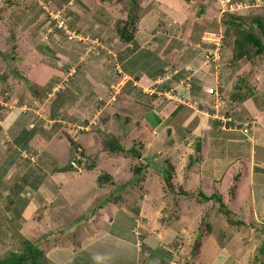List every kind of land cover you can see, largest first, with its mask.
Wrapping results in <instances>:
<instances>
[{
  "label": "rangeland",
  "instance_id": "374dc122",
  "mask_svg": "<svg viewBox=\"0 0 264 264\" xmlns=\"http://www.w3.org/2000/svg\"><path fill=\"white\" fill-rule=\"evenodd\" d=\"M7 1L0 0V3L2 2L0 28L7 25L12 28L14 38L11 39L14 44H18L20 53L18 52L16 62L11 59L8 61L0 59V76L6 74L9 76L4 79L5 83H0V190L17 198L18 206H7V215L18 230L16 233L10 230L11 233L5 235L6 232L2 234L0 228V257L13 252H22L25 234L20 236L17 232L25 231L24 227H26L31 238L40 240L39 238L47 237L43 238L42 242L49 245L45 249L48 258L53 260L52 264L70 262L71 264H215V251L221 249L227 252L223 264H231L228 262L232 260H240L235 264L264 263V259H257L256 255L264 236V179L259 177L257 180L254 179L252 158L245 159L238 170L235 169V172H240L239 174L234 176V172L229 175L224 173L222 178L218 175L221 184L206 183L211 191L209 193H219L220 189L217 187H220L221 191L223 189V198L231 202L234 212L246 219L249 224L245 226L238 218L233 217L235 224L233 230L229 231L233 237L230 236L228 245L218 248L217 232L221 229L226 230V224L223 223L226 221L216 214V208H213L216 201L213 200V204L210 202L198 206L200 210L197 214L194 208L189 209L190 205L184 202L186 197H180L176 192L167 191L165 188V179L160 170L170 173L173 187L178 191L183 189L175 179L177 178L175 168L183 178L186 176V165L183 166L178 160L169 158L171 156H165L167 148L163 146V140H171L173 138L171 132L163 137L164 134H160L163 124L153 133L147 132L150 138L152 137L149 140L148 135L142 133L143 126L140 122L134 123L131 117L137 113V109L132 108L133 104L123 105L127 111L121 109V113L106 111V101H110L111 106L120 105L119 101L124 94L129 96L123 98L125 102L128 101L126 98H129L132 103L133 100L135 103H145L152 89L143 91L138 88V85L141 86V81L138 80L140 75L145 77L147 73L152 74L151 85L154 87L153 91L157 92L158 87L153 83L157 78L156 75L161 79L168 78L169 81L161 87L164 91L177 87L176 81L179 82L181 78L187 81L186 78L189 76L188 73L185 74L186 69L179 71L177 68L181 46L183 44L186 47L198 46V43L207 40L214 45L211 53L214 54L219 50V44L220 50L214 55V58L219 57L217 60L212 62V57L210 60L207 59L210 52L207 54L205 51L196 64V67L199 65V72L196 75L203 78L202 86L205 85L206 91L211 94L206 111L211 113L216 110L215 108H219L224 115L232 114L234 119L227 124H231L235 132L241 135L245 124L255 121L258 125L254 129L256 134L243 136L247 140L250 136L257 139L261 136L260 126L264 123V60L262 57V59L257 58V62L252 61V55L256 50L252 47L249 50L250 56L244 57L239 62L232 61L235 31L233 27L225 24V14L245 18L252 15L264 17V0H229V2L196 0L192 5H187L184 0H174L171 3L168 0H141L139 5L136 3L138 0H9L6 3ZM176 3L178 7L174 6ZM183 8L187 10L182 15L183 18L175 16L172 12ZM42 11L46 12L45 16L42 15ZM128 15L135 17L130 18L131 22H128L126 28L128 26L129 32L134 37L136 46L134 44L132 46L137 49L123 62L127 63V66H123V63L119 62V53L126 50V45L120 39L117 31L120 27L116 25L126 24ZM144 18L147 19L143 21ZM39 19L41 21L46 19L45 26L35 29L39 25ZM20 30L27 34L25 41H21L18 33ZM10 37L8 32L7 36L0 37V51H9L7 49L13 44L11 40L9 43L7 41ZM38 42L55 44L51 50L58 44L60 48L53 50L57 53L56 58L44 56V59L39 61L28 53L30 50L35 52L34 46ZM171 43H176L175 47L169 48ZM146 46L149 48L146 49ZM199 46L203 48L202 44ZM145 50L154 51L146 53ZM169 50L174 51L175 57L169 55ZM137 53L141 57L137 65L131 66L136 69L132 73L129 63ZM101 57L104 59L102 62L97 60ZM28 59L31 63L36 60L39 63L32 64L30 70L24 72L28 79L23 80L17 74L19 80L16 87L11 89L9 85L15 82L11 76H14L13 73H18L11 66L12 62L23 68L24 64L30 63ZM214 62H217V65ZM215 69L217 72H212ZM106 75V80L101 79ZM133 90L135 91L132 93ZM246 91L250 92H247L249 93L247 100L242 102L238 99L230 102V99L235 97L234 94L238 98V93ZM146 92H150L148 96ZM59 99L68 101L72 105L66 115L58 109L61 107L58 104ZM222 100L224 103L221 102ZM23 105L27 106L22 113L25 114V118L21 116L19 120L17 116L15 119L13 112ZM113 109L111 107L110 110ZM159 109L158 106L156 111L159 112ZM9 113L13 116L8 119ZM57 115H62V122L55 118ZM110 120L111 124H109ZM62 127L66 128L77 147H82L85 156L79 159L80 166L71 163L77 168L76 170H67L59 174L57 179H53L51 175H55L49 176L45 169L65 166L66 148L72 146L64 138ZM56 133L59 139L53 141L55 149L39 153L42 143L37 142L38 135L46 142L52 141ZM108 138H116V141L122 142L128 151L114 157L107 156V153L101 150L100 143ZM198 142L201 144L202 139L196 140L194 146ZM90 146H96V154L93 155L95 158H90L91 156L85 152ZM98 148L100 151L97 150ZM257 149L259 150V147ZM258 150L257 157L260 155ZM229 151L233 156L239 153L236 145H230ZM210 153L215 154L213 150ZM42 154L47 157L39 161ZM48 154H51V157ZM182 155V157L186 156L185 153ZM88 158L96 163V168L94 167L92 171L84 169L85 166H93ZM196 159L199 161L201 158ZM213 160L208 155L205 160L206 172L213 169L210 162ZM41 172L42 175L39 176ZM101 174H107L112 179L103 180L106 184L104 190L99 189L98 186V176ZM241 174L236 197L235 180ZM253 183L256 184L255 189ZM253 190L254 197H252ZM31 194H33L31 198L39 196L50 201L54 194L56 197L54 200L59 198V202L67 201V197L64 196L66 194L73 201V206H70L69 211L62 212L60 206L52 208V223H49L51 224L49 230L40 231L36 218L44 214L45 210L44 206L40 208L39 205L46 206L47 203L42 199L37 201V204L31 203L28 206L27 196ZM100 202L103 204L102 209L100 206L94 211L96 204ZM56 203L57 201H54L50 206ZM173 205L176 206L173 208ZM253 209H257L256 213V210L254 211L255 214L252 213ZM106 213L111 216V222L103 220ZM93 214H96V219L99 220L97 224L87 220ZM169 215L172 224L169 229L165 227L168 231L163 234V240L172 241L170 246L166 248L155 244L149 247L145 238L159 233L155 235V241H160L162 232L158 227H164L166 220L170 219ZM209 220L214 221L216 229L213 234L203 236L202 230L209 224L207 222ZM39 221L46 223L44 216ZM198 223L202 226L196 235L194 232L197 227L194 232L190 229ZM183 226L186 228L182 229ZM181 229L184 233L182 242L177 238L174 239ZM86 234H94L92 239L98 236L99 240L91 242V239H88L90 236ZM107 235L111 237L104 238ZM222 239L227 241L226 238Z\"/></svg>",
  "mask_w": 264,
  "mask_h": 264
},
{
  "label": "crops",
  "instance_id": "0c3cea01",
  "mask_svg": "<svg viewBox=\"0 0 264 264\" xmlns=\"http://www.w3.org/2000/svg\"><path fill=\"white\" fill-rule=\"evenodd\" d=\"M168 1H169V3H171V1H174V0H168ZM178 3L180 4L181 2L179 1ZM174 6L178 7L177 3ZM186 11L187 10H185L183 8L180 10L177 9V10L172 11V12H173V14H175V16H180V18H183L182 15L185 14ZM143 17H144V14H143L142 18ZM146 19L147 18H144L143 21H145ZM201 44L203 45V48H202V46H199ZM54 45L55 44H53V45L50 44L51 47H54ZM197 45L198 46H187L186 47L183 44L181 46V50L179 51L180 54L178 55L179 60L177 61V68H179V71L186 69L187 72L185 74L188 73V76H189L186 78V79H188L187 81H185L182 78L179 79V77H178L179 82L176 81L178 84L177 87H175L174 89H169V90L164 91L161 89V87H163L164 84L167 83L169 80L167 81L168 78L167 79L158 78L159 76L156 75L157 78H156V80H154L153 83H155V85L158 87V89H157L158 92H157L156 90L153 91L154 87L151 85L152 80L150 77L152 76V74L147 73L145 77L140 75L138 80L141 81V83H140L141 86L138 85V88H141L143 91L145 89H149V88L152 89L151 93L146 92L147 96L149 93H150L149 94L150 96H148L145 99V103H142L141 101H140L141 103H135V100H133V103H132V101H129V98H126V99H128V101L125 102L123 100V98L129 97V96H128V94H124L123 97L121 98V100L119 101L120 105L111 106V105H109L110 101H106L107 102L106 111H107V113L108 112L111 113L110 111H115L117 113L118 112L121 113L122 112V111H120L121 109L124 111H127V109H125L123 107V105L130 104L129 106H131L133 104L132 108L133 109L136 108L137 113L133 114L131 117H133L134 123L140 122V124L143 126V132H142L143 134H147V135H148V133L151 134V132L153 133L157 127L164 124V126L160 130V134H162V135L164 134L163 137H165L168 135V132H169L168 128H172L173 130H172L171 135L173 138L171 140H168V141L163 140V142H164L163 146H166V148H167L165 156H167V157L171 156L169 158H173V159L178 160V163L180 162L183 166L187 165L191 156L194 157V159L197 158V153L195 152V149H194L195 148L194 143L196 142V140H198L200 138L202 139L201 144L203 147V154L200 155L202 158L201 163L197 162V163L193 164L190 167L188 173H186V176L184 178L181 176L179 171H177L175 168V171H176L175 177H177L175 179H177V183H179V185L182 186L183 190H186L189 188L195 189L199 184H201V185L203 184L202 181H204L205 185L207 182H211L214 185L221 184L222 181L218 180L219 179L218 175L221 176V178H222L224 173H225V175H229L231 172H234V176L236 174H239L240 172H235V169L238 170V168L241 166L240 164L242 162H244L245 159L248 160L250 158L253 159V163H252L253 165L252 166H254V170H253L254 179H258V177L261 179H264V159H263L264 158V123L262 126H260L261 130L259 132L261 133L260 134L261 136H258L257 139L250 136V138H248V140H247L243 136V135H245L246 129L251 130L250 134L251 133L254 135L256 134L254 132L255 131L254 129L258 125L255 123V121L247 122L244 126V129L241 130V132L243 133V135H241V134H238L237 132H235V130L233 129L231 124H227L228 122L233 121L234 116L232 114L225 113V115H224V113L219 111V108H215L216 110L214 112H211V113L206 111L207 110V103L211 100L210 99L211 94L208 93V91H206L205 85L202 86V83L204 82L203 78L196 75L199 72V65H198V67H196V64H197V61L203 57V55L205 54V51H207V54L210 52V54L207 55V59L210 60V55L212 54L211 51H212V48L214 47V45L207 42V40L206 41L204 40L203 42H200ZM41 46H42V44L40 42H38L34 47L37 48V47H41ZM145 48L148 49L149 47L146 46ZM201 50H203V52H201ZM149 51L153 52L154 50H145L146 53H148ZM52 52H51V58H56L57 53H55V52L52 53ZM33 53H35V52H33ZM139 53H137V55L136 54L134 55V58L131 62V66L137 65L139 58H140ZM197 53L201 56H198ZM169 55L171 57H175L176 54H174V51H172L171 53H169ZM214 55H216V54L214 53ZM218 58L213 57L211 60L213 62L214 60H217ZM97 60L102 62V60H104V59H103V57H101V58H97ZM1 61H3V60H1ZM165 61H167V60H165ZM101 62H99V63H101ZM214 63H216V65H217V62H214ZM126 66H127V63H126ZM194 69H196V70H194ZM134 71H136V69L131 67V72L133 73ZM215 71H216V69L212 72H215ZM106 77H107V75L103 76L101 79L106 80ZM154 77H152V78L154 79ZM181 82H183V83H181ZM0 83H1V81H0ZM100 85H101V83H100ZM149 85H151V86H149ZM217 90L219 91V87H217ZM134 91L135 90H133L132 93ZM227 91H229V89ZM152 95H156L157 98L152 99V97H151ZM234 96L236 99L232 97L233 99H230V102H233V101L235 102L239 99V98H237V96L235 94H234ZM221 102L224 103V100H222ZM153 105H155V107H153ZM24 106L25 105L17 107V111L13 112L14 118L17 116H18L19 120L21 119V116H23V118H25V114H22V113L24 112L25 109H27V106H25V107ZM158 106L160 108L158 110L159 112L156 111V108H158ZM111 107L114 109L117 108L118 110H114V109L110 110ZM226 108H228V107H226ZM35 111L36 110H34V112ZM12 116L13 115L12 114L10 115V113H9L8 119L11 118ZM219 117H221V118H219ZM220 119H223V120H220ZM22 121L24 122V120H22ZM122 121H123V118H122ZM221 121H224V123ZM123 123L124 122H121V124H123ZM32 124H33V122H31V125ZM109 124H111V120H110ZM1 128L3 129L2 125H1ZM57 137H58V135L55 134L54 138H52L53 139L52 141L49 140V141L45 142V139L42 136L38 135L37 142L42 143V147L39 148V153L42 151L45 152L47 150H52V148L55 149L53 141H55V140L57 141L59 139ZM148 137L150 138L149 135H148ZM33 138H35V135L33 136ZM99 139L101 140V137H99ZM151 139H152V137L149 140H151ZM50 143H52L53 145ZM186 143H187V145H186ZM175 144H178V145L175 146ZM230 145H236V147L239 149V153L237 155L233 156L230 154V151H229ZM257 147H259V150L257 149ZM42 148H44V150ZM93 148H94V146L88 147L87 148L89 150L88 152L92 153L94 151ZM66 149H67V151H66L67 153L65 152V155H67V156H65V158H66V162H67V160L69 159L68 154H69L70 150L68 147ZM251 149L253 151H251ZM97 150H99V148ZM212 150H213V153H215V154L210 153ZM257 150L260 152L259 157H257V154H256ZM62 151L63 150L61 149L60 152H62ZM77 151H78L77 153H80V150H77ZM226 151H228V152H226ZM95 152L96 151H94L93 153H95ZM184 153L186 154V156L182 157L183 156L182 154H184ZM48 155H49V157H51V154H48ZM208 155H209V157H212L214 159L213 161H210L211 165H213L212 166L213 169H210L209 172H206L205 160H206V158H208ZM43 157H47V155H43V154L40 155L39 161H41ZM181 159H182V162H181ZM40 163L45 165V163H42V162H40ZM174 163H175V161H174ZM178 163H175V164H178ZM48 167H49V165H48ZM223 169H225V172H223ZM45 171H47L49 176H50V174H54L55 176L51 175L53 179H57V176L59 174L65 173V172L60 173L58 171L56 172L55 167H52L51 170L46 168ZM41 175H42V172L39 176H41ZM239 176L241 177L242 174ZM15 179H17V178H15ZM35 179H37V178H35ZM224 179L225 178H223V181H224ZM51 181H52V179H51ZM15 183H18V182H15ZM238 184H240V182L236 183V185H238ZM255 187H256V184L253 183V189H255ZM217 188L220 189L219 194L221 193V195H222L223 189L221 191L220 187H217ZM263 189H264V186H263ZM206 190H207L206 191L207 194H209V195L218 194V193H209L211 191H209L207 186H206ZM238 192H239V186L235 190V195L238 196ZM254 193H255V191L253 190L252 197H254ZM32 195L33 194H31L30 196H27L28 197V200H27L28 206H30L31 203L33 205H35V204H37V201H39V200L41 201L43 199L47 204H46V206L45 205L40 206L38 203L39 207L41 208L42 206H45L46 208H48L50 206V204L54 203V201H57V200H54L56 198L54 194L52 197V201L48 200L47 198H46V200L44 198L41 199L39 196L31 198ZM65 196L67 197L66 194H65ZM222 197H223V195H222ZM253 205H254V203H253ZM7 206H12V207L18 206L17 198L13 194L11 195L8 192L0 190V210H1L0 211V222L5 219L4 214H6L5 217L8 218ZM254 208H255V205H254ZM255 210L253 209V212L254 211L257 212V209H255ZM44 214H42V215L46 217L47 216L46 211L44 212ZM107 215H109V214L106 213L105 214L106 217L103 218V220L111 222L112 221L111 216L110 215L107 216ZM43 216H42V218H43ZM259 216H260V214H259ZM85 217H86V214H85ZM96 217H97L96 214H93V215H90L87 218V220H90L91 223L94 222L95 224H97L99 220L96 219ZM168 218H170V215ZM45 220L47 221V219H45ZM49 220H50V223H52L51 219H49ZM166 221L167 222L163 228L161 226L158 227L161 230L160 232H162V238L160 241H158V242L155 241L156 240L155 235L159 234V233L149 235L148 237L145 238L146 243L149 247H153L155 244H158V245L166 247V248L170 246L172 241L170 242L167 239L163 240L164 239L163 234H165V232H167L168 229L171 228V224H172L171 218L166 220ZM39 222H41V221H39ZM89 227H88V230L90 231ZM151 227H153V226H151ZM165 227H168V229L167 228L165 229ZM185 228L186 227L183 226L182 229H185ZM182 229L180 232L177 233V235L174 238V239H176V238L179 239L181 242L183 241V238H184V236H183L184 233H182ZM21 230H22V228H21ZM24 230L25 231H21V232H23L25 234V237H31V236H29L30 232L27 230L26 227H24ZM194 230H195V227L194 228L192 227L190 229V231H192V232H194ZM194 233L197 235L196 230ZM86 235H85V241H86L87 236H90L88 239H91V242L99 240L97 238L98 236L95 239H92V238H94V237H92L94 234H92V235L89 234L87 236ZM109 237H111V235L104 236V238H109ZM136 246H137V244H136ZM218 248H220V247H218ZM226 255H227V252H225V250L221 249V250L215 251V256H216L215 264H223L225 261L223 258ZM240 259H242V258H240ZM51 261L53 262V260H51ZM235 262L239 263L240 260H238V261L232 260V261H229L228 263L235 264ZM69 264H71V262Z\"/></svg>",
  "mask_w": 264,
  "mask_h": 264
},
{
  "label": "trees",
  "instance_id": "16d2710c",
  "mask_svg": "<svg viewBox=\"0 0 264 264\" xmlns=\"http://www.w3.org/2000/svg\"><path fill=\"white\" fill-rule=\"evenodd\" d=\"M184 1L187 3V5H192L193 2L196 1V0H184ZM8 2H9V0L6 3H8ZM1 3H0V6H1ZM136 3L139 5L141 3V0H138V2H136ZM42 15L45 16L46 12L42 11ZM42 15L39 17L40 19L42 18ZM132 17L133 16H129L128 15L127 20H125L126 24H124L122 26L116 25L117 27H120V29H117V31H118V33L120 35L119 37H120V39L122 41H124V43L126 45V47H125L126 50L124 52H120L119 53V62L120 63H123L129 56L134 54L136 49H137V47L135 48L134 46H132L133 44L135 45L134 37H133L132 33L129 32L128 26L126 28V25L128 24V22H131L130 18H132ZM136 17H138L137 14H136ZM133 18H135V17H133ZM40 19H39V25L35 29H40V28L45 26L44 22H46V19H44L42 21ZM125 21L121 20V22H125ZM225 24L227 26L230 25L231 27H233V29L235 31V37L233 38V45H234V47H233V50H234L233 56L234 57H232L233 58L232 61L234 63L241 61L244 57L250 56L249 50L252 47L256 48V50L254 51V54L252 55L253 58H251L252 61L253 62H257V60L258 59H262V57H263V60H264V17L259 16V15H252L250 17H246L245 18L244 16H234V15L226 13L225 14ZM16 29H18V28H16ZM11 30H12V28L10 29V27L8 25H7V27L4 26V27L0 28V37L7 36V32L11 35L10 39L7 40L8 43L10 42V40L12 41L11 38H14V36L12 35L13 32ZM18 33L21 36V41L22 40L25 41L27 34L26 33L24 34V31H22V30H20V32L18 31ZM176 43H171L169 48H173V46L175 47ZM57 48H59L58 44H57V47L54 48L55 51H56ZM218 48L220 50V46ZM34 49H35V53L31 52V50L28 51V53L32 54L34 58H38L39 61H41V59H44L43 58L44 56H46V57L50 56L51 57V52L54 50V49L51 50V46L49 44H47V42H45L44 44L42 43L41 47H37V48L34 47ZM7 50H9V51H7V52L0 51V59H2V60L5 59L6 61L11 59L14 62H16L17 56H19V53H20L19 50H18V44H14V42H13L12 46L9 47ZM168 52L171 53L172 50H169ZM52 53H54V52H52ZM139 57H141V56H139ZM211 57L212 58L214 57L213 53L210 55V58ZM28 61H29V59H28ZM14 62H12L11 66L13 68H15L18 73H13L12 75H14V76L13 77L11 76V78L15 81L14 83H12V85H9L11 89H12V87L13 88L16 87V85H17V81L19 80V79H17V74L20 75L23 80H26V79H28V77H27L26 74H24V72H27L28 70H30L29 68H30V66L32 64L39 63V62H37V60L32 62V63L29 61L30 63L24 64L25 66L23 68H21V67H19V65L17 63H14ZM23 62H26V61H23ZM131 62L132 61H130V63H129L130 66H131ZM159 62H160V60H159ZM122 65L126 66V63H123ZM7 75L8 74H6V76H3V77L0 76L1 83H5L4 79H6V77H9ZM20 80H21V78H20ZM233 88H234V86H233ZM38 92H37V94H38ZM247 92H249V91H246V92H243V93H238V98L240 97L239 100H241L242 102L247 100L248 99V95L250 93V92L249 93H247ZM33 94H36V93H33ZM35 96H34V98H35ZM151 97H152V99H156L157 98V96H154V95H152ZM233 98H235V97H233ZM59 101L60 102L58 104L61 105V107H59L58 109L59 110L61 109L63 111L64 115H66L67 114L66 112L68 111V109L72 105H71L70 102L64 101L62 99H59ZM55 118H57L60 122H62V115H57ZM58 120H56V121H58ZM168 130L172 133L173 129L172 128H168ZM62 132H63V135L65 136L64 138H66L67 141H69L72 144V146H70V148H69V150H70V152L68 154V156H69L68 158L69 159L67 160L66 165L63 166V167L59 166V168H57V166L55 167L56 172L58 171L60 173L65 172L67 170L70 171L72 169L76 170L77 168H74L71 165V163L74 162L75 164H78L80 166V164H81L80 160H81L82 157L85 156V153H84L82 147L81 146L77 147L76 143L74 142V139L67 133L66 128L65 129L63 128ZM56 134H58V133H56ZM249 135H250V133H249ZM110 138L105 139L103 143L102 142L100 143V146L102 145L101 146L102 149L101 148L100 149L103 152L107 153V156L114 157L116 155H120V154L126 153L128 151L127 147H125V145L122 144V142L116 141V138H114V139H110ZM113 140H114V142H113ZM187 143H186V145H187ZM77 144L79 145V143H77ZM96 146H94V148H93L94 151H96V149H95ZM97 147H99V146H97ZM76 149L80 150V153H77L78 151ZM84 149H85V147H84ZM194 149H195V152L197 153V155H199V156H197V158L198 157L201 158L200 155L203 154L202 144H200L198 142L195 145ZM88 151L89 150L86 148L85 152H87L91 156L90 158H95L93 155H95L96 152L94 154H92L94 151L92 153L88 152ZM98 151H100V150H98ZM88 160L93 163V166H89V167L85 166L84 169L92 171L93 169L96 168L95 167L96 163L93 162L89 158H88ZM201 161H202V158L198 161L196 158L194 159V157L191 156L189 162L186 165V171L184 170L185 171V175H186V173H188L190 167L193 164H195L197 162L201 163ZM85 164H86V161H85ZM86 168H88V169H86ZM160 171H161L162 176L165 179L164 183H165L166 190L167 191H174L179 196L186 197V198H184L185 199L184 202H187L190 205L189 209L194 208L195 213L199 212L198 206H200V205L203 206V205H205L207 203L209 204L210 202L212 203L213 200L216 201V202H214V204L212 203L215 206L213 208H216V214L220 215L222 217V219L224 221H226V223L223 222L224 224H226V230L221 229L220 231L217 232L218 236H216V238L219 239V246L218 247L223 248L225 245H228L227 243L230 242V236H231V238L233 237L232 234H229L230 233L229 231L233 230V227H234V224H235L234 220H233V217L238 218L240 220V223H242L243 225H245V226L249 225L248 221L246 219H243L237 212H234L235 210H233L231 208V204L232 203L231 202H227L222 197L221 194H219V193L218 194H212V195L207 194L206 185L204 184V181H202V183L204 185L203 184L202 185L199 184L195 189H192V188L190 189L189 188V189L182 190V191H178V190L176 191V189H174V187H173V184H172V181H171V177H170V173H168V172H166L164 170H160ZM107 174H109V173H107ZM107 174L106 175L101 174V175L98 176V186H99V189H101V190L103 188H105V185H106V184H104L105 182H103V180H105V181H111L112 180V179H110L111 177L109 175H107ZM139 178H141V177H139ZM255 180H257V179H255ZM235 182L236 183L240 182V176L237 177ZM106 188H107V186H106ZM233 188H234V186H233ZM236 189H237V185L235 187V190ZM263 191H264V189H263ZM58 193H60V192H58ZM64 196H65V194H64ZM68 197L69 196H67V201L64 200L63 202H59V198H58L57 203L54 206H49L48 208H46L44 206V210L46 211V214H47V216L46 217L44 216V218L48 219L45 224L42 223V222H39V219H43L42 216L38 217L39 219L36 218V216H35V218L38 220V226H40V231L41 230H43V231H48L49 230V228L51 226V224H49L50 223L49 219H52L51 215H53L51 213L52 208L60 206L62 208L61 212L64 211V210L65 211H67V210L69 211L70 210V206H73V204H72L73 201H71ZM236 197H237V195H236ZM104 198H107V197H104ZM234 199L235 198H233V200ZM217 204H218V206H217ZM102 205L103 204H101V202L97 203L96 206H95V210L94 211H96L97 207L101 206V208H102ZM174 206H176V205H173V208H174ZM252 213H254V212H252ZM254 214H253V219H254ZM260 217H261V215H260ZM253 219H251V220L254 221ZM12 221L10 220V218H5L4 220H2L0 222V228L3 231L2 234H4V232H6L5 235L6 234H10L11 233L10 230H12L13 232L15 231V233H16V230H18V229H16V227L14 226ZM207 222L209 224L204 228V230H202V232H204V233H202L203 236L204 235L205 236H209V235L213 234V232L216 229V227L214 225V221L209 220ZM199 224L200 223H198L196 226L194 225V227H197L196 232H199V228H200V226H202V225H199ZM202 229H203V227H202ZM17 233L20 236L24 234V233H21L20 230ZM263 234H264V231H263ZM43 238H47V237L45 236ZM43 238H39L40 240L31 238V237L23 238L24 239L23 240L24 248L22 249V252L21 253L20 252L19 253L13 252V253H10V254H8V255H6L4 257H0V264H52V261H51L50 258H48V253H47V251L45 249V247H47L49 245H48V243L42 242ZM222 238H226L227 241L225 242L224 239H222ZM2 241H3V239H2ZM6 250H5V252H6ZM256 255H257V259H261V258L264 259V236H263V241L261 242L259 248L257 249V254ZM261 264H264V263H261Z\"/></svg>",
  "mask_w": 264,
  "mask_h": 264
},
{
  "label": "clouds",
  "instance_id": "9594fccd",
  "mask_svg": "<svg viewBox=\"0 0 264 264\" xmlns=\"http://www.w3.org/2000/svg\"><path fill=\"white\" fill-rule=\"evenodd\" d=\"M219 46H220V44H219ZM219 51V50H218ZM217 51V52H218ZM217 52H215V54L217 55L218 53ZM249 133H250V129H248V134H245L246 136H249Z\"/></svg>",
  "mask_w": 264,
  "mask_h": 264
},
{
  "label": "built area",
  "instance_id": "2783aa9c",
  "mask_svg": "<svg viewBox=\"0 0 264 264\" xmlns=\"http://www.w3.org/2000/svg\"><path fill=\"white\" fill-rule=\"evenodd\" d=\"M227 2H229V0H227ZM213 93V92H211ZM245 134H248V129L245 130Z\"/></svg>",
  "mask_w": 264,
  "mask_h": 264
}]
</instances>
